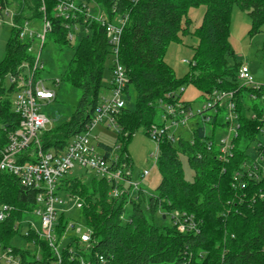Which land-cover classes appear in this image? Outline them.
<instances>
[{
	"label": "trees",
	"instance_id": "1",
	"mask_svg": "<svg viewBox=\"0 0 264 264\" xmlns=\"http://www.w3.org/2000/svg\"><path fill=\"white\" fill-rule=\"evenodd\" d=\"M97 2L110 15L113 1ZM42 3L45 17L51 23L45 42L49 40L59 49L71 48L67 40L68 22L54 16V0H0L1 6L14 11L16 23L41 20ZM234 5L250 17V34L258 33L264 26V0L120 3L118 12L127 13L128 20L122 31L119 62L129 82L125 89L126 105L115 118L120 128L116 138V144L120 145H114L119 146V156L128 155L126 144L138 129H144L148 136L150 126L159 122L160 102L179 99V89L184 85L195 87L203 99L214 90L233 91L240 127L238 137L232 142V156L224 163L218 161V148L213 142L216 118L210 123V135L196 125L190 142L183 139L171 142L164 137L159 143L156 164L160 182L155 194L149 196L139 191L133 197L113 199L109 196L111 185L105 180L95 178L86 185L79 179H62L59 188L84 202L80 217L92 230L94 246L88 254L81 255L89 261L94 263L98 254L112 257L109 264H264V179L246 178L243 165L248 156L240 149L242 141L252 142L259 134V122L251 120L248 114L260 118L264 104L250 101L252 91L240 86L237 80L241 63L236 62L228 43L229 18ZM198 6H204L205 10L200 26L192 34L196 46L189 72L177 78L164 62V54L170 43L180 44L181 37L189 35L187 12ZM83 28L87 33L78 34L77 46L63 74V81L78 88L81 96L70 120L42 135L40 140L45 150L60 153L74 135L83 132L108 88V83L102 88L105 60L109 56L106 37L95 22H87ZM28 46L29 41H20L11 30L5 60L0 63V98L2 78L15 72L21 64L33 62ZM259 53L264 64V40ZM131 87L136 96L135 103L129 107ZM17 122L12 104L0 99V148L5 145L8 133L17 128ZM99 147L107 154L113 150L103 144ZM181 155L193 171L191 182L184 179ZM241 183L245 184L244 189L240 188ZM35 195L34 190L22 188L10 174L0 173V207L8 205L13 210L9 218L0 222V244L13 248L24 262L28 259L30 264H52L55 258L45 241L34 234L23 239L14 229L25 212L35 208ZM143 205L152 218L159 214L165 220L172 211L192 216L198 233H179L172 225L156 226L148 222ZM161 214H165L164 218ZM14 238L37 245L38 260L35 249L31 254L29 249L9 245ZM61 264H78V260L63 252Z\"/></svg>",
	"mask_w": 264,
	"mask_h": 264
},
{
	"label": "built area",
	"instance_id": "2",
	"mask_svg": "<svg viewBox=\"0 0 264 264\" xmlns=\"http://www.w3.org/2000/svg\"><path fill=\"white\" fill-rule=\"evenodd\" d=\"M43 1V0H42ZM113 6L110 15L97 0H54L53 13L57 18L67 21V40L72 43L75 37L87 30L83 24L95 22L102 28L109 46L111 67L109 68L108 88L101 96L94 108L90 120L84 131L74 135L60 153L43 149L42 135L47 132L48 119L40 111L45 102L55 99V93L45 88L44 80L39 77L43 71L41 51L44 47L47 34L51 32V23L45 17V7L42 3L43 14L39 30L35 21L15 22V13L12 9L0 5V25L7 26L17 33L20 41H29L28 52L33 56L31 64H21L13 73L7 76L10 89L17 94L12 104V111L17 117V128L7 135L5 145L0 148V173H7L16 178L22 188L32 189L36 192L35 208L23 215L16 222L15 231L25 238L34 234L45 241L55 258L52 264H61L62 253L67 252L71 259L77 258L78 264H109L112 257L95 254V262L89 261L88 254L94 246L92 230L84 223L65 222L64 211L61 210L63 201L58 197L64 194L75 201L79 210L82 209L83 200L68 191L59 188L60 181L75 166L93 172L97 180H105L111 185L109 196L113 199L120 197H133L142 191L139 183L133 181L132 163L128 155L119 156V146H112V152L106 153L99 147L97 139H91L90 134L96 126H105L119 134L115 118L125 107V89L128 78L123 66L119 62V49L124 26L127 23V13H119L120 3L136 4L141 0H112ZM111 18H110V17ZM81 31V32H80ZM185 62V61H184ZM186 63V62H185ZM237 80L240 86L252 91L249 100L264 104V85L257 83L248 68L241 64L237 71ZM59 80L54 81L57 85ZM256 93H259L258 96ZM233 91L214 90L204 99L201 111L197 113L204 123H211L213 118L224 114L221 124L227 131L226 136L217 145L218 161L227 162L232 156V142L238 137L239 114L237 102ZM170 96H167L169 99ZM161 114L159 122L150 126L148 137L156 144L153 157L154 165L158 161L159 143L166 137L171 142L176 141L173 130L184 126L187 120L194 117L190 105L177 99L174 102H160ZM251 120L259 122L258 135L264 136V114L257 118L250 113ZM216 126V124H215ZM215 127L213 128L214 131ZM172 133V134H171ZM256 158L243 165V171L248 179H264V141L256 146ZM149 175L144 170L140 174V182ZM244 189L245 184L241 183ZM262 197V196H261ZM12 208L8 205L0 207V222L9 218ZM163 217L165 214H161ZM171 225L179 233H198V228L192 216L179 211H172L167 215ZM33 218H39L37 224ZM25 228L28 231L23 232ZM26 248L35 249V258H39V247L33 242L26 243ZM25 249V250H27ZM224 252L221 256L223 262ZM0 264H30L15 254L13 248L2 247L0 244ZM223 264V263H222Z\"/></svg>",
	"mask_w": 264,
	"mask_h": 264
},
{
	"label": "rangeland",
	"instance_id": "3",
	"mask_svg": "<svg viewBox=\"0 0 264 264\" xmlns=\"http://www.w3.org/2000/svg\"><path fill=\"white\" fill-rule=\"evenodd\" d=\"M204 6H198L190 8L187 12L188 34L186 37H181V43H170L164 54V62L174 72L177 78H183L189 72V62L193 58V48L196 46V39L192 36L195 29H197L203 19ZM184 26V22L182 23ZM37 30L40 29V22H35ZM251 20L247 15V12L242 11L238 6L234 5L230 12L229 29H228V43L234 52L236 62L244 64L254 80L264 85V64L262 62L261 55L259 53L260 47L264 40V26L256 34L251 35ZM11 36V29L7 26L0 25V63L5 60V47L8 39ZM77 38L71 43V48H57L49 40L45 42V45L41 51V63L43 64V71L39 73V77L44 80L45 88L55 93V99L50 102H45L41 106V113L48 119V129L64 124L68 122L73 114L81 92L78 88L69 85L63 81V74L70 61L73 50L77 46ZM186 63H185V62ZM111 67V58L107 56L104 65L102 88H106L108 83L109 68ZM59 80L57 85L54 81ZM9 78L6 75L2 78L1 89L2 101H8L13 104L17 97L15 92L10 89ZM103 91V90H102ZM105 92V90H104ZM131 100L128 104L132 107L135 103V91L131 87L129 90ZM103 95V94H102ZM179 100L181 102L188 103L190 110L194 117L187 120L184 126H179L173 130L175 139H183L185 141H191L193 137V129L196 125L203 127L210 135L211 124L204 123L202 117H199L197 113L202 110L205 103L201 97V93L191 85H184L179 89ZM224 120V114L220 113L217 117L216 126L214 129L213 142L217 146L226 134V129L221 125ZM172 134V133H171ZM91 139H97V142L108 147H112L116 144L117 134L114 129L107 128L105 126H96L91 134ZM264 136L262 134L257 135L256 139L252 142L242 141L240 143V149L244 151L248 156L249 161L256 158V146L258 142H263ZM116 145H120L119 143ZM156 151V144L145 134V130L140 128L131 137L126 144V152L132 163V176L133 181L139 183L141 190L147 195L155 194V190L160 182V174L156 165H154V156ZM182 169L184 172V179L191 182L193 179V171L190 168L185 156L181 155ZM149 171V175L140 182V174L144 171ZM66 179H79L84 184L88 185L92 179H95L93 172L79 168L75 166L67 173ZM58 197L63 201L61 210L64 211L65 222H77L82 224L83 220L80 217V210L77 208L75 201L70 200L67 195L59 194ZM143 213L148 222L156 226H170V218L165 220L161 219L159 214L151 216L146 210V207L142 206ZM38 224L39 218H33ZM28 231L25 228L23 232ZM26 241L19 238H14L10 241L9 245L15 248H26ZM32 254L34 249L29 248Z\"/></svg>",
	"mask_w": 264,
	"mask_h": 264
},
{
	"label": "water",
	"instance_id": "4",
	"mask_svg": "<svg viewBox=\"0 0 264 264\" xmlns=\"http://www.w3.org/2000/svg\"><path fill=\"white\" fill-rule=\"evenodd\" d=\"M164 218V217H163Z\"/></svg>",
	"mask_w": 264,
	"mask_h": 264
}]
</instances>
